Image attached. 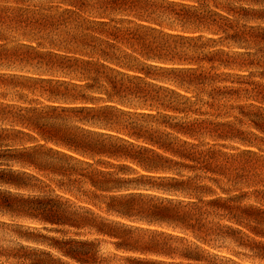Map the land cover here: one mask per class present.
<instances>
[{"label":"clouds","instance_id":"obj_1","mask_svg":"<svg viewBox=\"0 0 264 264\" xmlns=\"http://www.w3.org/2000/svg\"><path fill=\"white\" fill-rule=\"evenodd\" d=\"M0 173V264H264V0H0Z\"/></svg>","mask_w":264,"mask_h":264},{"label":"trees","instance_id":"obj_2","mask_svg":"<svg viewBox=\"0 0 264 264\" xmlns=\"http://www.w3.org/2000/svg\"><path fill=\"white\" fill-rule=\"evenodd\" d=\"M55 145H57V144H55ZM73 154H75V155H73ZM70 155L76 156L79 159H86L85 157H80L79 154L75 153V152H72ZM22 158L30 159V156H28L27 154H24ZM0 179H3L6 182L14 183L17 185H22L24 183V181L21 177L13 176V175L7 174V173H0ZM17 203H19V202L9 200V199L4 198V197H0V204L15 205ZM52 206H54L53 203L49 202V201H43V202H37L36 203V207H38L39 209L44 211L45 218L49 222H63V217H60V216L56 215V213L51 211ZM156 213L161 215V216H169V215H171V210H169L167 208H158V209H156ZM154 227H155V225H154ZM60 246L63 247V245H60ZM64 246H66L68 248V252H66V254L71 255L73 257H86L89 253V250H90L88 245H85V244L76 245L71 241L64 242ZM40 264H44V262L40 261ZM85 264H86V262H85Z\"/></svg>","mask_w":264,"mask_h":264},{"label":"rangeland","instance_id":"obj_3","mask_svg":"<svg viewBox=\"0 0 264 264\" xmlns=\"http://www.w3.org/2000/svg\"><path fill=\"white\" fill-rule=\"evenodd\" d=\"M26 131H27V130H26ZM101 131H105V130H101ZM49 133H50V135H57V134H58L55 130H52V129L49 130ZM32 134L38 136V133H32ZM112 134H113V135H121V136H123L122 133H112ZM38 138H39V136H38ZM123 138L128 139L129 141L132 140L131 137H123ZM41 142H43V141H41ZM49 146L52 147V148H55V149H57V150H62V151L68 152V149L63 148L62 145L50 144ZM70 154H71V153H70ZM73 155H75V154H73Z\"/></svg>","mask_w":264,"mask_h":264}]
</instances>
